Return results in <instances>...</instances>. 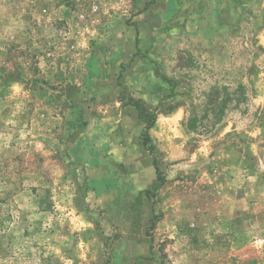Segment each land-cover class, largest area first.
<instances>
[{"label":"rangeland","instance_id":"374dc122","mask_svg":"<svg viewBox=\"0 0 264 264\" xmlns=\"http://www.w3.org/2000/svg\"><path fill=\"white\" fill-rule=\"evenodd\" d=\"M0 264H264V0H0Z\"/></svg>","mask_w":264,"mask_h":264},{"label":"trees","instance_id":"16d2710c","mask_svg":"<svg viewBox=\"0 0 264 264\" xmlns=\"http://www.w3.org/2000/svg\"><path fill=\"white\" fill-rule=\"evenodd\" d=\"M152 125H153V123H152V124H149V125H148V129H149V128H151V127H152Z\"/></svg>","mask_w":264,"mask_h":264}]
</instances>
